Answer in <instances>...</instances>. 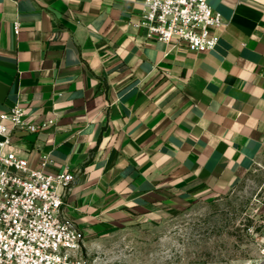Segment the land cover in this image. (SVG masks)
I'll list each match as a JSON object with an SVG mask.
<instances>
[{"label":"crops","instance_id":"crops-1","mask_svg":"<svg viewBox=\"0 0 264 264\" xmlns=\"http://www.w3.org/2000/svg\"><path fill=\"white\" fill-rule=\"evenodd\" d=\"M207 1L223 25L197 51L148 38L144 0H0V113L47 123L15 148L75 174L83 240L224 194L263 153L264 0Z\"/></svg>","mask_w":264,"mask_h":264},{"label":"built area","instance_id":"built-area-1","mask_svg":"<svg viewBox=\"0 0 264 264\" xmlns=\"http://www.w3.org/2000/svg\"><path fill=\"white\" fill-rule=\"evenodd\" d=\"M135 23L148 38L197 51L212 50L219 42L223 15L207 0H144ZM20 31L19 22L14 32ZM25 109L16 103L0 113V264H93L80 254L83 234L62 215L64 193L75 180L66 167L49 172L50 156L34 169L15 148L18 130L38 131L27 123ZM264 211V207H263ZM264 261V242L261 244Z\"/></svg>","mask_w":264,"mask_h":264},{"label":"rangeland","instance_id":"rangeland-1","mask_svg":"<svg viewBox=\"0 0 264 264\" xmlns=\"http://www.w3.org/2000/svg\"><path fill=\"white\" fill-rule=\"evenodd\" d=\"M264 151L228 192L82 240L93 264H264Z\"/></svg>","mask_w":264,"mask_h":264}]
</instances>
